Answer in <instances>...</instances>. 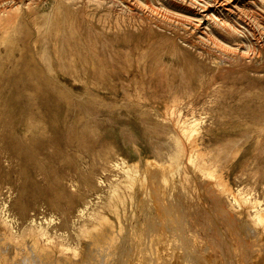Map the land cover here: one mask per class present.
Here are the masks:
<instances>
[{
  "label": "rangeland",
  "instance_id": "rangeland-1",
  "mask_svg": "<svg viewBox=\"0 0 264 264\" xmlns=\"http://www.w3.org/2000/svg\"><path fill=\"white\" fill-rule=\"evenodd\" d=\"M154 172L180 225L148 201ZM121 197L144 264L263 255L264 0H0V226L81 258Z\"/></svg>",
  "mask_w": 264,
  "mask_h": 264
},
{
  "label": "bare ground",
  "instance_id": "bare-ground-1",
  "mask_svg": "<svg viewBox=\"0 0 264 264\" xmlns=\"http://www.w3.org/2000/svg\"><path fill=\"white\" fill-rule=\"evenodd\" d=\"M206 2V1H205ZM198 14V13H197ZM163 17H164V15H163ZM195 17V16H194ZM208 22V21H207ZM226 23V22H225ZM224 24V23H223ZM233 27H234V25H233ZM210 36V35H209ZM216 37V36H215ZM211 39V38H210ZM213 40V39H212ZM215 41V40H214ZM10 45V44H9ZM14 45V44H13ZM215 46V45H214ZM221 49V48H220ZM220 55V54H219ZM221 59V58H220ZM227 59V58H226ZM226 59H224V61H226ZM221 61H223V60H221ZM221 61H220V64H221ZM223 63H225V62H223ZM222 63V64H223ZM219 64V65H220ZM173 107V106H172ZM173 115V114H172ZM176 122V121H175ZM183 128V127H182ZM183 131V130H182ZM194 133H195V131H194ZM193 134V133H192ZM189 135H191V134H189ZM180 154V153H179ZM186 159V158H185ZM184 159V160H185ZM188 161V160H187ZM190 162V161H189ZM189 164V163H188ZM151 165H152V163H151ZM147 167V166H146ZM155 167V166H154ZM170 167V166H169ZM173 167V166H172ZM171 168V167H170ZM190 168V167H189ZM152 169H153V167H152ZM159 169V168H158ZM150 170H151V168H150ZM159 170H161V169H159ZM158 170V171H159ZM192 170H193V167H192ZM147 171H149V170H147ZM152 171V173H153V170H151ZM172 171H174V170H171V173H172ZM197 171V170H196ZM176 172V171H175ZM150 172H148V174H149ZM157 173H159V172H157ZM197 173H199V172H197ZM196 173V174H197ZM142 174V173H141ZM148 174H145L146 176V178H147V175ZM160 174H161V171H160ZM183 174V173H182ZM152 175V177L150 178V180H146V181H149V184L147 185V186H149V188L152 190V191H150V193L148 192V194H150V195H148V201L150 202V204H151V207L153 206V204L155 203V202H158V204L159 205H161L162 207H164V209L166 210V212H164V214L166 215L167 214V216H169V218H170V221H171V223H173V222H176V223H179V222H181V220H179V214H181V213H179V211H175L176 209L178 210V203L173 199V202H171V203H169L168 205L169 206H167L166 207V205H167V203L168 202H166V200L167 201H169V199H170V197H169V199H166L165 200V204L164 203H162L161 202V200L160 201H157V199L159 198V197H157L156 195H158V194H156L157 193V191H158V189H159V187L156 185V183H155V179H156V177H155V175H157V174H155V172H154V176H153V174H151ZM177 175H179V174H177ZM142 176V175H141ZM158 176V175H157ZM162 176V175H161ZM173 176V180H174V175H172ZM182 176V175H181ZM192 176V175H191ZM190 176V177H191ZM196 176H198V175H196ZM202 176V175H201ZM158 177H160V176H158ZM170 177V176H169ZM177 177V176H176ZM188 177V176H187ZM194 177H195V175H194ZM203 177H205V176H203ZM203 177H201V178H203ZM149 178V177H148ZM153 178V179H152ZM155 178V179H154ZM162 178H164V177H162ZM184 178H185V176H184ZM192 178V177H191ZM200 178V179H201ZM140 179V178H139ZM160 179H161V177H160ZM167 179V178H166ZM205 178H203L202 180H204ZM157 180V179H156ZM165 180V179H164ZM170 180V179H169ZM168 180V181H169ZM180 180V179H179ZM191 180V179H190ZM167 181V180H166ZM187 181V180H186ZM205 181V180H204ZM157 182H159L158 180H157ZM181 182V181H180ZM187 182H189V180L187 181ZM192 182H194V181H192ZM192 182H190V183H192ZM195 182H197V181H195ZM201 182V181H200ZM203 182V181H202ZM161 183V182H160ZM162 183H163V179H162ZM139 184H140V182H139ZM157 184H159V183H157ZM164 184H166V182H164ZM204 184L206 185H208L209 186V184L208 183H206V182H204ZM160 185V184H159ZM169 185V184H168ZM200 185V184H199ZM139 186H142V185H139ZM146 186V187H147ZM191 186H192V184H191ZM210 186H213V185H211L210 184ZM143 187V186H142ZM163 187V186H162ZM166 187V186H165ZM165 187H163V188H165ZM174 187V186H173ZM173 187H172V189H173ZM178 187V186H177ZM200 187V186H199ZM205 187V186H204ZM207 187V186H206ZM145 188V187H144ZM148 188V187H147ZM201 188L203 189V187L201 186ZM143 189V188H142ZM202 189H201V191H202ZM212 189V188H211ZM139 190V189H138ZM137 190V191H138ZM169 190H170V186H169ZM168 189L166 190V191H169ZM213 190V189H212ZM134 191V190H133ZM146 192H147V190H145ZM149 191V190H148ZM160 191H162V189L160 188ZM165 191V192H166ZM172 191H174V190H172ZM214 191V190H213ZM145 192V193H146ZM164 192V191H163ZM182 192V191H181ZM180 192V193H181ZM203 192H204V189H203ZM211 192V191H210ZM139 193V192H138ZM140 193H144V190H142V192H140ZM144 193V194H145ZM159 194H160V192H158ZM166 193H168V192H166ZM169 193H171V191H169ZM176 193V192H175ZM174 193V194H175ZM214 193V192H213ZM133 194H135V193H133ZM179 194V193H178ZM207 194H209V192L207 193ZM147 194H145V196H146ZM161 195H162V192H161ZM160 195V196H161ZM169 195V194H168ZM177 195V194H176ZM189 195V194H188ZM215 195V194H214ZM213 195V196H214ZM141 196V195H140ZM159 196V195H158ZM163 196V195H162ZM166 196V195H165ZM165 196H163L164 197V199H165ZM170 196H172V195H170ZM216 196V195H215ZM214 196V197H215ZM162 197V198H163ZM176 197V196H175ZM181 197V196H180ZM217 197V196H216ZM139 198V197H138ZM145 197L143 196V198H142V200L144 199ZM161 198V197H160ZM161 198V199H162ZM168 198V197H167ZM173 198V196L171 197V199ZM213 198V197H212ZM124 198L123 197H121V199L120 200H123ZM137 199V198H136ZM170 199V200H171ZM184 199V198H183ZM188 199H189V197H188ZM218 199V198H217ZM233 199V198H232ZM135 200V199H134ZM142 200H140L141 202H142ZM145 200V199H144ZM187 200V199H186ZM126 201V202H125ZM123 200V202H122V204H120V203H118V204H120V206H118V204H115V205H112V206H110L109 205V208L107 209V211H110L111 213H112V217H109L108 216V214L105 212V211H103V212H105V214H107V217L106 218H104L103 220H101V225L99 224V226H94V227H92L90 230H84V235H83V239H84V241H83V246H82V251H83V256H82V254H81V258H77V257H71V256H65V255H62L61 253H59V251H58V249H50L49 247H46V246H44V245H41L40 243H38V241L36 240V238L32 235V234H28L26 237H25V239L24 240H16V239H13V237L12 236H10L9 234H8V232L5 230V228L4 227H1L0 226V264H118V261L120 260H117V254H118V252H120V251H123V250H121L122 249V247L124 246V244H126V241H128L127 243H130V246H131V249H130V251H131V253L128 251V253L126 252V255H128V254H131L130 256H129V258H128V256L126 257L125 256V252H124V254H123V258L124 257H126V258H124L125 260H127L128 259V261L130 260L131 261V263L130 262H127L126 261V263L125 264H144L143 263V261L145 262L146 261V258H148L147 257V254L145 255V252L144 253H142L143 251H144V249H146L145 247H143L144 246V244L146 243V240H151L152 239V236L151 235H148V236H146V234H144V235H141V234H139V230L136 232L135 231V229L139 226H137V227H134V225H133V227L131 228V229H133L131 232H126L127 233V235H125V236H121V235H118V234H115L116 232L118 233V231L120 232L122 229H121V227H118L117 228V226H120V225H122L123 223H124V221H125V223H126V219L128 218V216L127 215H125V213L123 212V210H124V208H125V206H127L128 204L127 203H129V201H130V199L127 201V200ZM146 201V200H145ZM145 201H143V202H145ZM148 201H146V202H148ZM162 201H164V200H162ZM201 201V200H200ZM204 201V200H203ZM132 202H133V199H132ZM145 202V203H146ZM185 202V201H184ZM144 203V204H145ZM219 204V202H217L216 201V204ZM223 203V202H222ZM127 204V205H126ZM133 204H134V202H133ZM138 204H139V202H138ZM157 204V203H156ZM155 204V205H156ZM186 204V203H185ZM192 204H193V202H192ZM202 204H203V202H202ZM214 204V203H213ZM141 205H143V204H141ZM140 205V206H141ZM153 206L154 208H157V205L156 206ZM158 205V206H159ZM191 205V204H190ZM230 205V204H229ZM107 206V205H106ZM130 206V205H129ZM129 206H127V207H129ZM136 206V205H135ZM140 206H137V208H140ZM195 206H197V205H195ZM209 206V205H208ZM211 206V205H210ZM215 206V205H214ZM133 207V206H132ZM131 207V208H132ZM144 208H147V207H145V206H143ZM142 207V208H143ZM162 207H158L160 210H161V208ZM182 207V206H181ZM218 207V205L217 206H215L214 208H217ZM222 207H223V205H221L219 208H221L222 209ZM130 208V209H131ZM136 208V209H137ZM192 208V207H191ZM190 208V209H191ZM218 208V209H219ZM245 208V207H244ZM126 209V208H125ZM128 210H129V208H127ZM125 210V212L126 213H128L127 211L128 210ZM141 209V208H140ZM164 209L161 211L162 212V214H163V211H164ZM174 209V210H173ZM182 209H183V207H182ZM211 209V208H210ZM246 209V208H245ZM146 210H148V211H150V209H146ZM157 210V209H156ZM160 210H158L157 212L159 213V211ZM181 210V209H180ZM217 210V209H216ZM215 210V211H216ZM226 209H224V211H225ZM244 210V209H243ZM119 211H121V212H123L122 213V216L120 217V215H121V212H119ZM130 211H132V210H130ZM139 211V210H138ZM142 211V210H141ZM153 211V210H152ZM219 211V210H218ZM221 211H223V209L221 210ZM222 212L223 214L226 212ZM101 212V211H100ZM102 212V213H103ZM181 212H184L183 210L181 211ZM220 212V211H219ZM232 212V211H231ZM230 212V213H231ZM109 213V212H108ZM142 213H143V211H142ZM229 213V212H228ZM227 213V214H228ZM110 214V213H109ZM129 214H130V212H129ZM136 214V213H135ZM135 214L133 215V216H135ZM146 214V213H145ZM148 214V213H147ZM146 214V215H147ZM151 214V213H150ZM183 214V213H182ZM210 214V213H209ZM213 214H215V213H213ZM227 214H226V216H227ZM263 214V213H262ZM123 215L125 216V217H123ZM131 215V214H130ZM155 215V214H154ZM158 215V214H157ZM187 215V214H186ZM190 215V214H189ZM212 215V214H211ZM216 215V214H215ZM225 215V214H224ZM223 215V216H224ZM229 215V214H228ZM142 216H143V214H142ZM148 216V215H147ZM146 216V217H147ZM150 216H153L152 214L150 215ZM156 216V215H155ZM159 216V215H158ZM178 216V217H177ZM184 216V215H183ZM226 216H224V217H226ZM231 216H232V214H231ZM238 216V215H237ZM236 216V217H237ZM160 217V216H159ZM166 216H164V218H165ZM181 215H180V219H181ZM223 217V218H224ZM230 217V216H229ZM228 217V219H231V218H229ZM234 216H232V218H233ZM235 217V218H236ZM240 217V219H242L243 220V222L245 223L244 225L245 226H248L249 228H253V226L249 223V221H248V219L247 218H245V216H243V213H242V215L241 216H239ZM244 217V218H243ZM133 218V217H132ZM137 217L135 216V219H136ZM147 218H149V217H147ZM168 218V217H167ZM197 218H198V216H197ZM217 218V217H216ZM152 219V218H151ZM205 219V218H204ZM225 219V218H224ZM123 220V221H122ZM132 220H134V219H132ZM147 220H149V219H147ZM157 220V219H156ZM163 220V219H162ZM182 220H186V219H182ZM189 220V219H188ZM232 220V219H231ZM234 220V219H233ZM129 221V220H128ZM136 221H137V219H136ZM135 221V222H136ZM154 221H155V219H154ZM153 221V222H154ZM179 221V222H178ZM208 221V220H207ZM230 221V220H229ZM237 221H238V219H237ZM146 222V221H145ZM183 222V221H182ZM188 222V221H187ZM227 222H228V220H227ZM234 222V221H233ZM232 222V223H233ZM239 223L237 224L238 226L240 225V221H238ZM129 223V222H128ZM127 223V224H128ZM155 223V222H154ZM162 223V222H161ZM212 223V222H211ZM225 223V225H226V222H224ZM229 223V222H228ZM227 223V225L229 226V224ZM231 223V224H232ZM132 223H130V226H132L131 225ZM134 224V223H133ZM137 224V223H136ZM151 224V223H150ZM149 224V225H150ZM158 224V223H157ZM174 224V223H173ZM185 224V223H184ZM126 225V224H125ZM145 225V224H144ZM172 225V224H171ZM179 225H180V223H179ZM233 225V224H232ZM231 225V226H232ZM235 225V224H234ZM237 225L235 226V227H237ZM243 225V226H244ZM124 226V225H123ZM128 226H129V224H128ZM146 226V225H145ZM152 226V225H151ZM155 226V225H154ZM154 226H152V228L154 227ZM176 226V225H175ZM208 226V225H207ZM214 226V225H213ZM230 226V227H231ZM187 227V226H186ZM195 227V226H194ZM219 227V226H218ZM221 227V226H220ZM235 227H233V228H235ZM127 229H128V227H126ZM125 228V229H126ZM130 228V227H129ZM150 228V227H149ZM192 228V227H191ZM212 228V227H211ZM232 227L230 228V229H233ZM238 228V227H237ZM121 229V230H120ZM170 229V228H169ZM172 229V228H171ZM215 229V228H214ZM148 231L149 230H151V231H153V229H147ZM188 230V229H187ZM213 230V229H212ZM225 230V229H224ZM234 230V229H233ZM232 230V231H233ZM238 230H240V229H237V231ZM251 230V229H250ZM255 230H257V229H255ZM255 230H253V231H255ZM123 232H124V230H122ZM126 231V230H125ZM173 231V230H172ZM186 231V230H185ZM227 231V230H226ZM246 231V232H245ZM252 231V230H251ZM122 232V235L124 234ZM142 232V234H143V231H141ZM211 232V231H210ZM214 232V231H213ZM231 232V231H230ZM229 232V233H230ZM236 232V231H235ZM234 232V233H235ZM241 232V231H240ZM239 232V233H240ZM258 232V231H257ZM256 232V233H257ZM125 233V234H126ZM145 233H146V231H145ZM174 233H175V231H174ZM237 233V232H236ZM238 233V234H239ZM253 233V232H252ZM119 234H121V233H119ZM152 234H153V232H152ZM167 234V233H166ZM171 234H173V233H171ZM182 234V233H181ZM189 234V233H188ZM193 234V233H192ZM241 234V233H240ZM244 234V235H243ZM251 234V233H250ZM258 234V233H257ZM261 234V233H260ZM259 234V235H260ZM154 235V234H153ZM174 235V234H173ZM180 235V234H179ZM184 235V234H183ZM242 235H243V237L245 236H249V233L247 232V229H245L244 228V231H242ZM254 235V234H253ZM253 235H251V236H253ZM258 235V236H259ZM262 235V234H261ZM258 236H256V237H258ZM154 237V236H153ZM172 237V236H171ZM186 237V236H185ZM194 237V236H193ZM228 237V236H227ZM233 237V236H232ZM239 237V236H238ZM241 237V236H240ZM239 237V238H240ZM255 237V238H256ZM259 237H261V236H259ZM258 237V238H259ZM234 238V237H233ZM253 238V237H252ZM261 238H264V237H261ZM82 239V240H83ZM183 239H184V237H183ZM196 240V238L194 237L193 238V240ZM217 239V238H216ZM221 239H226V237L225 238H221ZM232 239V238H231ZM236 239V238H235ZM240 239H242L243 240V238H240ZM245 239V238H244ZM247 239V238H246ZM250 239V238H249ZM153 240V239H152ZM177 240V239H176ZM180 240V239H179ZM191 240H192V238H191ZM206 240V239H205ZM248 240V239H247ZM257 240V239H256ZM264 240V239H263ZM155 241V240H154ZM178 241V240H177ZM186 241V240H185ZM199 241V240H198ZM204 241V240H203ZM215 241V240H214ZM231 241V240H230ZM234 241H236V240H234ZM243 241H245V243H246V240H243ZM250 241V240H249ZM252 241L253 240H251V242L250 243H252ZM255 241V240H254ZM179 242V241H178ZM181 242V241H180ZM183 242V241H182ZM196 242V241H195ZM195 242H193L194 244H195ZM205 242V241H204ZM240 242V241H239ZM193 243L191 244V245H193ZM206 243H208V242H206ZM213 243H216L217 244V242H213ZM212 243V244H213ZM222 243V242H221ZM228 243V242H227ZM234 243V242H233ZM241 244L242 243H244V242H240ZM245 243H244V245H245ZM257 244H258V248H259V243L258 242H256ZM155 244V243H154ZM183 244V243H182ZM186 243H184V245H185ZM197 244V243H196ZM198 244H201L200 242H198ZM197 244V245H198ZM239 244V243H238ZM241 244H239V245H241ZM247 244V243H246ZM253 244V243H252ZM196 245V246H197ZM208 244H206V246H207ZM210 245V244H209ZM213 245H215V244H213ZM218 245V244H217ZM216 245V246H217ZM236 245H237V243L235 242V246H234V249L236 248ZM128 245H125V248L127 247ZM145 246H146V244H145ZM179 246H180V244H179ZM183 246V245H182ZM242 246H243V244H242ZM247 246H248V244H247ZM252 246V245H251ZM143 247V248H142ZM154 247V246H153ZM176 247H178L177 245H176ZM189 247V246H188ZM210 247V246H209ZM237 247H238V245H237ZM240 247V246H239ZM244 247V246H243ZM253 247V246H252ZM251 247V248H252ZM159 248V247H158ZM186 248V247H185ZM194 248V247H193ZM208 248V247H207ZM227 248V247H226ZM226 248H225V250H226ZM244 248H246L247 249V247H244ZM244 248H242L241 247V250L242 249H244ZM249 248V247H248ZM257 248V247H256ZM262 248V247H261ZM127 249V248H126ZM178 249V248H177ZM187 249V248H186ZM195 249V248H194ZM204 249V248H203ZM217 249V248H216ZM219 249V248H218ZM217 249V250H218ZM223 249V248H222ZM254 249V248H253ZM60 250V249H59ZM159 250V249H158ZM224 250V251H225ZM237 250H239V249H237ZM81 251V250H80ZM154 251V250H153ZM155 251H156V249H155ZM182 251V250H181ZM185 251V250H184ZM195 251V250H194ZM193 251V252H194ZM212 251H215L214 249H212ZM236 251V250H235ZM255 251H257L256 249H255ZM263 251V250H262ZM148 252H149V249H148ZM188 252V251H187ZM186 252V253H187ZM189 252H191V251H189ZM192 252V253H193ZM220 252V251H219ZM227 252V251H226ZM251 252V251H250ZM249 252V253H250ZM253 252V251H252ZM251 252V253H252ZM123 253V252H122ZM121 253V254H122ZM156 253V252H155ZM185 253V254H186ZM192 253H190V254H192ZM215 253V252H214ZM218 253V252H217ZM216 253V254H217ZM233 253V252H232ZM250 253V254H251ZM256 253V252H255ZM259 253V252H258ZM257 253V254H258ZM120 254V255H121ZM143 254V255H142ZM149 254V253H148ZM157 254V253H156ZM162 254V253H161ZM161 254L159 255V257L161 256ZM179 254H180V252H179ZM197 254V253H196ZM250 254H249V256H250ZM256 254V255H257ZM262 254L263 255H260L259 257L258 256H256L257 257V259H256V257H252V258H255V259H251V257L250 258H248L247 257V259L244 257V259L245 260H249L250 261V264H264V253L262 252ZM119 255V254H118ZM150 255V254H149ZM167 255V254H166ZM219 255V254H218ZM221 255V254H220ZM232 255V254H231ZM254 255V254H253ZM73 256V255H72ZM145 256V257H144ZM186 256H187V254H186ZM188 256H190V255H188ZM222 256H224V254H222ZM237 256V255H236ZM152 257V256H151ZM155 257H157V256H155ZM170 257V256H169ZM204 257H206V256H204ZM242 257V256H241ZM240 257V258H241ZM120 258V257H119ZM122 258V257H121ZM136 258H139V260L138 259H136ZM153 258V257H152ZM161 258V257H160ZM159 258V260H160V262H161V260H163V259H160ZM164 258H165V256H164ZM188 258V257H187ZM194 258V257H193ZM212 258V257H211ZM131 259H133V260H131ZM141 259V260H140ZM149 259H150V257H149ZM154 259V258H153ZM186 259V258H185ZM214 259V258H213ZM226 259V258H225ZM230 259V258H229ZM237 259V258H236ZM235 259V260H236ZM239 259V258H238ZM156 260H157V258H156ZM171 260V259H170ZM173 260V259H172ZM176 260V259H175ZM181 260V259H180ZM203 260V259H202ZM124 261V260H123ZM122 261V262H123ZM168 261H169V259H168ZM167 260L166 261H162V262H165L166 264H184V263H181V262H178V261H172L171 263H170V261L168 262ZM184 261H186L185 262V264H192V260H190V259H188V260H184ZM200 261V260H199ZM220 261V260H219ZM231 261V260H230ZM241 261V260H240ZM243 261V260H242ZM242 261H241V263H242ZM110 262V263H109ZM147 262V261H146ZM154 261L152 260V263H153ZM159 262V263H160ZM206 262V261H205ZM214 262V261H213ZM245 262V261H244ZM148 263V262H147ZM146 263V264H147ZM158 262L156 263V264H159ZM196 263V262H195ZM208 263V262H207ZM230 263V262H229ZM228 263V264H229ZM234 263H235V261H234ZM121 264V263H120ZM196 264H198V263H196ZM199 264H203V262H199ZM237 264H238V261H237ZM245 264H246V262H245ZM248 264V263H247Z\"/></svg>",
  "mask_w": 264,
  "mask_h": 264
}]
</instances>
